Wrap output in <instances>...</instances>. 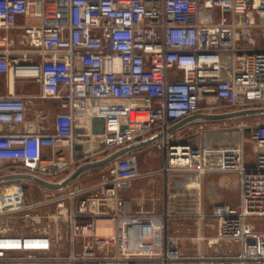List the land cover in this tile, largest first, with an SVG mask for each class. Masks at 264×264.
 Segmentation results:
<instances>
[{
	"label": "built area",
	"instance_id": "1",
	"mask_svg": "<svg viewBox=\"0 0 264 264\" xmlns=\"http://www.w3.org/2000/svg\"><path fill=\"white\" fill-rule=\"evenodd\" d=\"M20 15L38 22L22 26L17 50L8 32ZM0 73L39 81L60 106L50 129L29 131L25 99L0 96V264H264V112L244 113L264 108V0H0ZM198 114L225 117L178 126ZM230 133L238 143L215 138ZM157 136L92 169L102 178L87 185L77 180L92 170L57 189L15 178L57 184ZM152 145L162 164L145 172L137 154ZM54 164L63 166L41 170ZM211 172L238 175L227 183L236 203L211 196L204 209ZM155 175L161 211L154 183L148 195L127 193ZM178 219L200 224L192 252L170 230Z\"/></svg>",
	"mask_w": 264,
	"mask_h": 264
},
{
	"label": "rangeland",
	"instance_id": "2",
	"mask_svg": "<svg viewBox=\"0 0 264 264\" xmlns=\"http://www.w3.org/2000/svg\"><path fill=\"white\" fill-rule=\"evenodd\" d=\"M258 118V117H255ZM231 137V138H230ZM219 141H226L232 140L235 142H239L240 138L236 133L224 134L223 136L215 137ZM214 138V139H215ZM244 159L245 164L247 166L252 165L256 160V151L254 147V143L249 140L245 139L244 141ZM138 157V166L139 169L144 171L147 168L159 167L162 164V152L159 146L152 145L149 146L145 151L139 152L137 154ZM102 178L100 174V170H92L91 172L85 173L81 178L77 180L78 184L87 185L96 181H99ZM238 175L234 172H211L205 175L204 177V186L202 189L203 194V207L207 211L211 209L210 204H208V198L211 196H221V199L228 201V202H237V192L231 191L227 188V183L231 180H236ZM154 179L156 180L155 186V195L158 199V203L156 205V209L158 211L162 210V179L160 176L155 175ZM145 179H138L134 182L133 189L129 191V193L133 196H141L142 194H149V192L153 189V185L147 184ZM194 186H197L195 183ZM28 195L30 198H38V192L35 191V186L30 185L27 189ZM199 194V189L196 191V195ZM218 199V198H217ZM145 209H151L152 205L150 203L146 204ZM15 228L20 229V225L18 223H13ZM200 224L197 223L196 220H185V219H178L173 220L170 225V230L173 234H176L179 239L181 240L182 249L186 252H192L193 249L189 244V238L194 237L200 234ZM219 252H223L224 250L220 247L216 249ZM205 252L211 253L215 252V249L206 248Z\"/></svg>",
	"mask_w": 264,
	"mask_h": 264
},
{
	"label": "crops",
	"instance_id": "3",
	"mask_svg": "<svg viewBox=\"0 0 264 264\" xmlns=\"http://www.w3.org/2000/svg\"><path fill=\"white\" fill-rule=\"evenodd\" d=\"M38 22L37 18L20 15L17 18V27L8 32V35L15 40L13 49H23L25 46L21 45L19 40L22 34V26ZM9 74L0 73V96L13 94L25 99L27 111V128L29 131L45 130L52 127L54 116L60 111V106L57 100L46 99L42 95V85L39 81L29 78L14 77L11 81ZM42 118V119H41ZM160 167V166H159ZM159 167L147 168L145 172H150ZM148 186L155 183L154 177L144 178ZM131 188L130 190H132ZM129 190V191H130ZM129 191H127L128 194ZM131 195V194H130Z\"/></svg>",
	"mask_w": 264,
	"mask_h": 264
},
{
	"label": "water",
	"instance_id": "4",
	"mask_svg": "<svg viewBox=\"0 0 264 264\" xmlns=\"http://www.w3.org/2000/svg\"><path fill=\"white\" fill-rule=\"evenodd\" d=\"M257 112H264V108L263 109L249 110V111H245L244 113H257ZM222 117H225V115L219 116V115L198 114V115H194L188 119H185L184 121L179 123L178 126L182 125V124H184L190 120H193V119H218V118H222ZM92 121H93V125H92L93 132L99 133V134L103 133L104 129H105L104 124H103L104 118L102 116H97V117H93ZM122 129H125V127H122ZM81 133H82V129L79 127H76V129H75V134H76L75 150H76V152H80L83 149V146L80 143V140L82 139ZM95 138L97 139L99 137H95ZM158 138H159V136L153 137V138L148 139L146 141H143V142L137 143L135 145L126 147L124 149H121V150L113 153L112 155H110L109 157H107L105 159L81 165L73 173H71L66 179H64L63 181H61L60 183H57V184L48 183V182L40 179L39 177L31 176V175H18V176H15V178L32 181V182L38 183L41 186L49 188V189H57V188H60V187H63L65 185L69 184L70 182L74 181L75 179H77L78 177H80L82 174H84L87 171L105 166L109 162H111L114 159L124 155L125 153H127L129 151L139 149V148H143V147H146V146L154 143ZM102 145H103V143L101 142L100 146H102ZM62 166H63V164H54L52 166L43 165V166H41V170L46 171V170H51V169H58ZM24 187H26V185H24Z\"/></svg>",
	"mask_w": 264,
	"mask_h": 264
},
{
	"label": "bare ground",
	"instance_id": "5",
	"mask_svg": "<svg viewBox=\"0 0 264 264\" xmlns=\"http://www.w3.org/2000/svg\"><path fill=\"white\" fill-rule=\"evenodd\" d=\"M10 78H11V81H13V79H14V75H11V77H10ZM196 183H197V182H196Z\"/></svg>",
	"mask_w": 264,
	"mask_h": 264
}]
</instances>
